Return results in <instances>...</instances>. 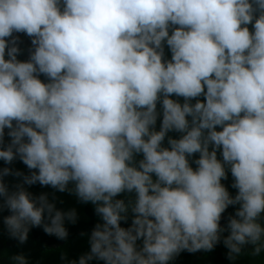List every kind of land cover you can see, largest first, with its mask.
<instances>
[{"label": "clouds", "instance_id": "9594fccd", "mask_svg": "<svg viewBox=\"0 0 264 264\" xmlns=\"http://www.w3.org/2000/svg\"><path fill=\"white\" fill-rule=\"evenodd\" d=\"M14 33L31 38L25 61ZM17 159L28 174L0 168L10 238L66 240L77 222L26 185L95 206L90 251L70 264H169L221 240L229 259L264 253V0H0V160Z\"/></svg>", "mask_w": 264, "mask_h": 264}, {"label": "rangeland", "instance_id": "374dc122", "mask_svg": "<svg viewBox=\"0 0 264 264\" xmlns=\"http://www.w3.org/2000/svg\"><path fill=\"white\" fill-rule=\"evenodd\" d=\"M248 28L250 31L253 30L251 24L248 25ZM170 32H171V29H170ZM13 35L18 37V47L21 50L17 58L21 61L27 60L29 58V49L32 47L31 38H29L27 35L23 33H14ZM171 55L172 54L170 50L165 44L164 59L170 60ZM159 128L160 126L157 123L156 130L158 131ZM5 132H7V129L5 130ZM168 135L171 136L172 138L179 139L181 136V133L170 132L168 133ZM8 140L9 138L7 137V135H5V142H7ZM165 146H167V138L165 140ZM217 157L218 159L222 160V157L219 151L217 152ZM141 158L142 156H137V160ZM195 158H198V154H196L193 158H190V163H191V160ZM191 166L193 168L196 167L194 163H192ZM3 167H10L14 170H19V171L24 172L25 174H28V169L21 161H19V159L13 161L11 165H6L2 160H0V168H3ZM229 174H231L230 171L227 173V176H229ZM4 179H5V182L9 184L10 188L12 185L19 182V178H16L13 176H8V177H5ZM25 187H26V190L31 192L34 196H38L41 193H47L49 196V200L53 201L56 204V208L58 210L69 211L71 209H75L77 212V220L82 218V215H83L82 207L84 206V203L78 201L75 195L70 194L69 192H59V191L52 189L51 187H42L39 184H35L32 186L26 185ZM69 187H72V185L70 184ZM116 198L124 199L125 202L127 203L129 200L134 199V194L122 193ZM88 204H90V206L93 209L95 208V206L92 205L91 203H88ZM129 214H131L130 210H129L128 215ZM7 215H10V213L6 209L0 212V264H13V261L11 259L13 255H10L8 253L7 246L9 248L14 249L17 255L22 254L26 258L28 264H70L71 261L78 262L80 256L90 251V245L87 239H83L79 241L77 240L75 242H72L68 246L63 247L62 249H59L58 252L57 251L53 252L52 254H54L55 256L48 255L45 252L36 249L35 245L30 240H27L25 243L21 244L17 240L10 238L9 236L7 227L3 223V218ZM97 217H98V220L102 223L100 217L99 216ZM68 223L69 222L66 221L65 225ZM88 264H104V261L93 259L92 261H89Z\"/></svg>", "mask_w": 264, "mask_h": 264}, {"label": "trees", "instance_id": "16d2710c", "mask_svg": "<svg viewBox=\"0 0 264 264\" xmlns=\"http://www.w3.org/2000/svg\"><path fill=\"white\" fill-rule=\"evenodd\" d=\"M42 81L47 82L46 78L41 75L39 77ZM172 99L178 100V102L183 103L182 97H175L172 96ZM201 101H203V96L199 97ZM196 101H192L195 103ZM157 110L162 111L160 105H157ZM162 120V115L158 117L157 123L160 126ZM219 130V127L218 129ZM221 183L226 187L229 193L232 196H235L236 189L232 188L231 185L233 183V178L231 174L227 176V179H222ZM237 206H229L226 211L222 214V219L220 221L221 226H225L227 223V218L229 215H234L235 208ZM83 215L82 218L77 220L75 224L68 223L65 227L68 230V237L66 240L57 239L54 235L46 234L42 228L40 227H33L30 229L28 234V239L30 240L36 247V249L45 252L48 255H53V252L59 251L65 246H68L72 242L87 239L89 240L91 231L95 227L97 223H101L98 220V217L95 214L94 209L90 206V204L84 203ZM128 220L121 221V226L124 228H128L131 226L132 222V213L128 215ZM264 214H262L261 224L264 226ZM228 232H224L223 236H227ZM138 245H142L141 241L137 242ZM7 251L10 255L15 256L16 251L12 248L7 246ZM252 248L251 245L244 246L242 253L240 256L236 257L235 259L228 258V249L223 245V242H219L211 251H197L195 253H190L187 251L181 252L178 256H176L169 264H264V253H261L259 256L252 255ZM15 252V253H14ZM17 255V254H16Z\"/></svg>", "mask_w": 264, "mask_h": 264}, {"label": "crops", "instance_id": "0c3cea01", "mask_svg": "<svg viewBox=\"0 0 264 264\" xmlns=\"http://www.w3.org/2000/svg\"><path fill=\"white\" fill-rule=\"evenodd\" d=\"M29 46V45H28Z\"/></svg>", "mask_w": 264, "mask_h": 264}]
</instances>
